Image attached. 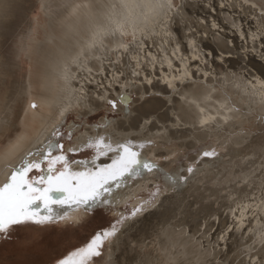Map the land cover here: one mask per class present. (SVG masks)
I'll return each mask as SVG.
<instances>
[{
	"label": "bare ground",
	"instance_id": "bare-ground-1",
	"mask_svg": "<svg viewBox=\"0 0 264 264\" xmlns=\"http://www.w3.org/2000/svg\"><path fill=\"white\" fill-rule=\"evenodd\" d=\"M29 1L30 0H0V102H4V100L7 99L6 108L3 115L0 117V186L6 181L12 169L20 166L22 160L29 152H36L45 143L54 127L59 124L62 118L65 119L71 111L85 115L101 107H105L107 99L124 94L130 97L136 86L133 87L129 81L136 79L146 80L147 77L150 76L149 79L152 80L150 85H152L153 81H155L153 78L154 74L159 75V77L166 80L167 83L165 86H160L155 81L154 88L160 90L162 93L169 94L170 91L167 90V86L172 84L171 77L177 76L179 72L182 74H191V67L194 65L199 67V71L202 70L205 72L209 69V63L214 66L213 68L217 69L216 65H218V62L215 58H221L225 64L232 60L225 58L222 55L223 53H235L240 47L251 49V51L249 50L244 54V56H247L245 66L253 67L254 71H248L247 75L242 73L240 77L237 76L238 78L234 79L233 82H229L228 79L226 80L224 77L223 82L225 85L222 88H220L221 86H217V89L215 88L216 84L209 82L211 78L208 82L207 80L204 82H198L196 80V83L195 81L187 82L188 84L186 87L179 93L183 98L180 102L171 98L167 99L169 103L168 110H172L171 112H167L168 117L170 114L171 120L177 123L188 124L189 128H182V130L176 131L175 134L169 131L166 133L164 131V125L158 126L152 121L147 124L148 120L146 123L144 118L146 120L148 115H140L139 118L135 119L133 115L129 113L128 115H124L123 120L114 121L112 126L106 130L95 126L84 129L83 133H80L75 138V143L71 147V149L77 150L82 148L90 136L94 139L99 136H104L106 141L110 138V142L113 146H115L118 141L132 140L134 143H140L149 139L153 140L155 143L159 142L163 144L171 142L174 144L172 138L175 137L177 132L182 131H184V133H178L176 139H179V144L184 147H192L200 141L207 140L209 136L215 137L216 140L218 139L227 149L229 159L226 162L235 168V171L231 173L229 179L234 183L232 185L229 184L232 188L228 193L236 194L237 200L230 205L231 210L226 213V215L220 214L215 216L218 217L217 223L211 221V219L204 220L202 223L204 225V230L197 240H194V236L200 232L199 226L201 223L198 224L197 228L195 219L185 217L186 219L179 220V217H184L182 215L185 212L183 209L179 208L180 206L177 207L178 215L174 217L170 212L164 216L165 210H160L162 207L166 208L167 203L173 202L171 196H174V203H180V199L185 196L183 192L191 193L206 189L210 191V194H216L218 197H226L224 199H228L229 196L227 197L219 194V190H221L222 186H215L217 184L219 186L221 182L226 181L225 177L227 175L225 176L220 172L216 174L214 172V174H212L211 171L213 163L215 161L220 162L221 156L214 159H201V161L199 160V166L202 170L199 175L197 173L192 176L191 182L178 184L175 189L169 188L170 191H167L163 196L157 198V203L155 207L153 206L154 210L151 209L152 211H150L149 209L146 213L137 215L134 220L126 222V227L124 229L125 234L120 236L119 241L115 243L112 251L108 255L110 257L106 264H115L114 251H116V246H121L123 241L125 242L128 239L127 235L133 225H136L137 222L142 223L147 217H152V215H154L152 213L159 215L164 213L163 216L168 218L160 224V232L157 238L149 241L137 239L134 241L136 244L128 242L132 243L129 248L133 249L135 252H138V250L136 251L137 248L140 250L144 247V250L142 249L140 255L137 256V264H207L209 262V264H224V261H226L225 258L228 256H226V254L233 250L232 245H241L242 241L245 240V237H247L249 233V228H256L258 223L264 224V217L252 219L250 213H246L245 215L248 219L243 221V227H241L239 211L233 212L237 204L249 202L245 201L244 198L246 195H251L250 192L253 187H249V190L247 185L243 187L235 185L238 179L242 180L245 179L247 175L250 176V171L246 173V171L238 169L240 163L237 162L238 160H234L235 157L233 158V152H231V150L235 148L234 144L243 143L246 139L244 146L250 149L256 147V150H259L261 147L259 146L260 143L257 141L259 137H254L253 134L249 133L248 136L245 134L233 136L235 133L228 130L235 127L238 128V130H240L239 133H241L243 124L247 122L248 118L252 119L251 112L260 110L261 112L263 111L264 114V102H262L260 95V83L264 82V55L261 53H264V48L260 49L257 44L263 43L264 45V15H262V12H264V0H247V2L250 3L248 5H245V0H216V7L213 6L210 0H179L180 5H177V7V0H171V4H169V0H127V2L132 5L131 8L121 7L122 0H38V2H41V8L45 11L44 22H36L33 28L26 27L27 29L25 31L27 33H25V35L22 33L24 37L19 35L17 41L20 43L18 49L19 55L17 58L21 62V58L24 56L27 64L25 74L22 77L19 73L12 72L15 66L20 67V65L19 62H17V58L12 61L13 51L11 50L10 43L11 38L17 33V30L22 27L21 23L29 16ZM201 2L202 4L205 2V5L208 6L201 7ZM221 3L223 4V8L217 7ZM113 4L117 5L115 9L111 8ZM253 4L256 5V7H252L251 5ZM137 5H139V7H137ZM200 8L203 9V12L205 9L207 12H211L210 10L213 11L215 9L217 11L216 14H207L212 18V20L209 21L211 22L210 24L207 21L208 27L204 26L205 24L201 25L203 23L202 19V23L199 21L200 24L198 25L199 28H201V31L198 30L200 31L199 35H196V33L182 35V38H184V47H181L177 44V34L174 32H177L175 26L176 22L180 23L181 21L192 19L190 16L195 14ZM241 9L242 11L249 9V11L251 10L253 13L252 17H250V22L255 24L253 28L244 26L239 22L240 16L237 17L233 15L235 12L240 14ZM246 10L243 12L245 13ZM223 14L226 15V18L231 19L232 23L237 26L235 27L237 30H235L234 33H238L235 39L240 37V39L238 38L241 40L240 44L235 40L236 43L229 47L228 42L233 39L228 40L229 34L227 35V32H218L219 25L216 22V18L221 16V19H224L225 17ZM201 16L200 14L199 18H202ZM247 18H244L245 21ZM196 20L197 19H195L194 23H198ZM26 22L27 20L25 23ZM100 27H106L109 32H115L114 35L106 36L104 40L105 47L96 50L95 55L100 56L101 60L91 59L88 61L87 67L83 65L77 67L76 64L72 63L73 56L88 43L93 33ZM211 27L215 29H209ZM121 33H124V35H121ZM203 33L206 34L205 37ZM39 34H41L40 38L38 37ZM231 34L232 33H230V35ZM253 34L255 35L254 39ZM173 36L176 40L173 39ZM153 37H156L160 41L156 39L155 42L157 41L158 44H155L154 49H147L144 44H147L146 41ZM129 38H133L134 42L132 43V47V44H129L131 51L127 55H123L124 58L121 55L122 50L118 49V45L120 43H125ZM169 39L172 40L170 41ZM173 40L175 43L170 44ZM167 41L168 44H170L168 45L169 47H166ZM140 44H143V50L140 49ZM258 48L260 49L258 56L260 58L262 57V62L257 61V58L255 59L254 56H252V52L257 53ZM206 51L209 53L206 54ZM137 52L139 53L140 66L146 67L144 68V73H141L142 70L140 71V68H136L137 61L132 59V56L136 55ZM146 52H150L152 55L156 56L157 59L154 63L151 61V56L145 54ZM173 53H175V55H173ZM112 54L115 56L113 57ZM249 54H251V57ZM209 55L212 56L211 59H209ZM244 56L241 58L237 56V60L240 59L245 61ZM165 57H167V59H165ZM196 57H198L197 60H195ZM114 58L119 62L115 60L116 63L114 61L113 63L105 62ZM123 58L126 60L124 64H127L128 71H125L124 77H120L117 73L118 68L123 67V62L125 61ZM168 60L172 61L171 69L168 67ZM202 60H205L206 63H203ZM233 60L236 61V59ZM96 62L98 66H95ZM157 64L160 65L156 66ZM227 64L229 65V63ZM110 67L112 68L110 69ZM176 67H178V69ZM87 68L92 69L91 74L87 71ZM76 69L79 71H76ZM155 69H158V72H156ZM122 70L124 71L123 68ZM134 71L141 73L142 75H140L142 77H135L133 75ZM192 74L194 75V73ZM202 76L204 75L201 74L200 77ZM114 77H119V80H115ZM110 82L112 83V88L107 91L104 87L99 86L100 83L108 85ZM148 84H139L136 87V91L142 95L143 92H145L144 89L146 86L148 87L147 89L150 88ZM21 98L22 100L19 103V107H14L13 101ZM155 99L165 103L162 97L152 98V100ZM33 102L37 105L35 109L30 107V104ZM132 105L128 104V109L130 108L129 106ZM148 106L152 108L153 104L150 103ZM117 109H119V111L123 110V106L118 104ZM130 109H132V107ZM229 109H239V111H229ZM207 117H214V119L202 126L201 120ZM225 117L234 119H229L230 121H226L225 123ZM156 120L163 123V120L158 115L156 116ZM223 121L225 124H222L219 131L218 129L216 132H214L215 130H211V132L207 130V128L212 129ZM179 126L180 125L176 124L174 127L178 128ZM75 129V127L70 128V130ZM186 131L189 132L187 133ZM17 141H19L18 144ZM13 145H15V147H13ZM151 149L152 147H147L141 150L142 154L144 156L149 155ZM238 149L239 148H236V151ZM156 151L157 153H161L159 149ZM112 155H114V153H109V156L101 157L98 162L96 159V164L110 163L111 160L109 157ZM38 157L39 156H36L35 159H38ZM29 158L31 159V157ZM194 158L196 159L197 157ZM191 159L193 158L191 157ZM160 165H164V167L169 169L173 166L167 162ZM75 167V169L78 168L79 171L85 170V164L83 163H78ZM87 167H93V165L88 164ZM180 170L181 167L171 169V171L177 173H180ZM182 174L187 175V172L185 171ZM249 178L251 179V176ZM150 179H152L151 176L146 180ZM251 180H249V182ZM143 181L144 180L131 182L135 184L134 187H132L130 183L128 186L121 189L120 191L126 193V195L111 205L123 203L128 199L135 198L136 192ZM254 181H256L254 182L256 191L252 192V194H254L255 203H259L261 199L259 188L264 179L260 176L258 181L257 179H254ZM212 188L218 193H214ZM232 201H234V199ZM255 203L253 206H255ZM202 209L203 207L199 208V210ZM86 214V211L80 208L70 212L69 217L81 218ZM210 216L211 215L208 217ZM142 217H145V219ZM169 217L173 218L169 219ZM187 218L189 220H187ZM189 222L190 224L188 225ZM246 222H249V224L245 225ZM215 223L216 233L210 231ZM230 227L231 232H228V230L224 232ZM238 228L239 230H237ZM238 231H240V235H237ZM205 234L207 236L204 240L203 237ZM221 237H223V239ZM254 239L255 236L249 233L248 241H251H249L248 247L255 248V252L250 256L260 255L257 259V261L259 260L258 264H264V246L259 243L253 244ZM121 240L122 243H120ZM230 240L233 241L230 243ZM245 242H247V240H245ZM211 254L212 259L207 260V257ZM245 256L236 264H250V261H253L251 259L246 261ZM217 257L220 259V262H214Z\"/></svg>",
	"mask_w": 264,
	"mask_h": 264
},
{
	"label": "rangeland",
	"instance_id": "rangeland-1",
	"mask_svg": "<svg viewBox=\"0 0 264 264\" xmlns=\"http://www.w3.org/2000/svg\"><path fill=\"white\" fill-rule=\"evenodd\" d=\"M210 2L213 3L214 7H216V5H215L216 0H210ZM203 4L201 2V7L202 6H208V5H205L206 4L205 2H203ZM248 4H250V3L245 2V5H248ZM177 5L178 6L180 5L179 0L176 1V7H177ZM28 6H29L28 10L30 13H29L28 18L26 19L27 22L25 23L26 20L23 21L21 23L22 27H20L17 30V33L11 38L10 47H11V50L13 51V54H12L13 60L11 59L12 61L16 60V58L19 55L18 49L20 47V45H19L20 43L17 42L19 35L24 37L23 35H25V33H27L25 31L27 28H31V27L33 28L36 25V22L43 23L45 20V13H44L45 11L41 8V2H38V0H30ZM217 7L223 8V4L221 3ZM199 10L196 11L195 14L190 16L193 20L189 19L186 21H181L180 23L176 22L175 26L177 28V32L176 31H174V32L177 34V44L180 45L181 47H184V40H183L184 38H182V35H185V34L188 35L189 33L190 34L196 33V35H199L201 28H199L198 24H200L201 19L203 22V23L201 22L202 23L201 25L205 24L204 26L208 27L207 21L209 22L210 20H212V18H210L208 16L209 13L216 14V11H217L215 9L213 11L210 10L211 12H209V11L207 12V10L205 9L203 12L202 8H200ZM245 10H243V11H245ZM240 11L243 12L242 9ZM241 12H240V14L237 12H235V13L232 12V13L234 16H237V17L240 16L241 17V18L239 17V19H240L239 22H241L244 26H246V27L250 26L251 28H253L255 24L250 22L251 21L250 17H252V15H253L251 10L250 11H249V9L246 10V12H248L250 15L246 12L245 13L244 12L241 13ZM199 13L202 15L201 16L202 18H199V16H200ZM223 16L225 17L224 19H221V16L218 18L213 17V18H216V22L219 25L218 32L219 31H221L222 33L227 32V35L229 34L228 40L233 39L232 41L228 42L229 47H231L234 43H236L235 40H237V42H239V44H240L241 43L240 42L241 40H239L240 37H238L239 39L238 38L235 39L236 35L238 34L237 32L234 33V31L237 30V28H235L237 26H235L234 23H232L231 19L226 18L225 14H223ZM247 16L249 19L247 18ZM194 18L197 19L196 21H198V23L197 22L194 23V21H195ZM198 18H199V20H198ZM244 18H247L246 21ZM243 19H244V21H243ZM210 23L211 22H209V24ZM223 26H224V29H223ZM229 28H230L231 32H230ZM209 29H215V28L211 27ZM198 30H200V31H198ZM222 30H224L225 32ZM229 32L232 34L230 35ZM22 33H23V35H22ZM175 33H174V35H175ZM203 36L205 37L206 34L203 33ZM38 37L40 38L41 34H39ZM225 37H227V36H225ZM153 38H155V39H153ZM153 38L150 39L151 41L150 40L146 41L147 44H144V46H146L147 49L148 48L154 49V46L157 43V41L155 42V40L157 38L156 37H153ZM241 38H243V37H241ZM173 39L176 40L175 37ZM157 40L160 41L159 39H157ZM174 40H173V42L169 41L170 44L175 43ZM15 42H17V43H15ZM133 42H134L133 38H129L126 40L125 43H127L129 45V44H132ZM150 42H152V43H150ZM148 43H150V44H148ZM14 44H15V46H14ZM170 44H168V41H167L166 47H169L168 45H170ZM257 44L259 45L260 49L264 48L263 43H257ZM132 46H133V44L131 45V47ZM259 48L257 49V53L252 52L253 53L252 56H254L255 59L257 58L256 59L257 61L262 60L261 59L262 57L260 58L258 56L259 50H260ZM249 50L251 51V49H249V48L247 49L246 47L245 48L240 47L237 51H235V53H231V52H228L225 54L223 53L222 55L227 59H232L231 60L232 62L231 61L227 62V63H229V65H228L227 63L225 64L221 58H215V60H217V62H218L217 63L218 65H216L217 69L213 68L214 66H212L211 63H209V69H207L205 72H203L202 70L199 71V69H198L199 67L195 66V65L191 67V71H192V73H194V75L192 73L191 74L190 73L189 74H182L181 72H179L177 76L171 77L172 78V84H171V86L170 85L167 86V90L170 91L169 94L162 93L160 90H157L154 88L155 81L160 86H165L167 84L166 80L161 79L159 77V75H157V74H154V76H153L155 81H153L152 85H150L152 83V80L149 79L150 76L147 77L148 80L147 79L146 80L136 79L133 81H129L132 85L135 84L136 87L141 83H143V84L145 83L147 85L149 83L148 81L149 80L151 81V83L148 84L150 86V88H149L150 91H149V89H147L148 87L146 86L144 89L145 92H143L142 95H140V93H138L136 91L137 89L135 87L134 91L130 95V103L129 104L130 105L133 104L132 106H129L130 108L132 107V109L129 108L130 110L128 109V105L125 108V106L121 104L123 106V110L119 111V109H116L115 113H113V110L111 109V107L108 105V103H106L105 107H101V108L97 109L96 111L89 113V114L84 115V114H80V113L75 112V111H71L70 113H68L67 117L65 118L66 124L64 125L63 132L66 134L69 131H72V132L74 131V133H76V135L72 136L71 141H69L67 135H63L61 138L58 139V142L63 144V146H64L63 152L65 153V155L67 156V158L71 162V164H70L71 169L73 171H79L78 168L75 169L76 168L75 165H77L79 162H82V161L87 162V165L92 164L91 162L95 158L94 150L87 149L84 146L78 150L74 149V151H70L72 145L75 143V138L80 133H83L84 129L90 128L93 126L98 127V125L104 124L108 120H112V121L123 120L124 115H128L130 113L133 115V117L135 119L139 118L140 115L141 116L148 115V118H146V120L144 118V121L147 123V120H148L147 124H149L152 121V122L156 123L158 126L164 125V127H165L164 131L166 133H168V131H169L172 134H175L176 131L182 130V128H189L188 124L177 123L176 121L171 120L170 114L168 117L167 112H171L172 110H168L169 109L168 108L169 103L167 102V99L171 98V99H174V100L180 102V100L183 98L181 97V95L179 93L181 92V90L183 91V89L186 87V85L188 84L187 82H191V81L194 82L195 81V83H196V80L198 82H202V81L204 82L207 80V82H208V80L211 78L210 80H212V81L209 80V82L210 83L213 82L212 84H216L215 88L217 89V86H219V87L221 86L220 88H222L225 85V83L223 82L224 77L226 80L228 79L229 82H233L234 79L240 77V75L242 73L244 75H247L248 71H254L253 67H250V66L246 67L245 66L247 56H244V54H245V52H248ZM205 53L208 54L209 52L206 51ZM261 53L264 55L263 52H261ZM112 55H113V57L115 56L114 54H112ZM237 56H239L240 58L242 56H244L245 61L244 60L242 61L240 59L237 60ZM249 56L251 57V54H249ZM209 57H210L209 59L212 58V56H210V55H209ZM197 59H198V57H196L195 60H197ZM233 59H236L237 62ZM114 60L117 61L116 58H114L112 60L105 61V62L109 63L110 61L113 62ZM17 62H19L20 67L15 66V68L12 72H16L17 74L19 73V75L23 77L25 74V71H26V66H27L25 57L22 56L21 62L17 58ZM125 62H126V60L123 62V67H122L124 69V71L122 70V68H118L117 75H119L120 77L121 76L124 77L125 71L126 70L128 71L127 64H124ZM202 62L206 63L205 60H202ZM158 65H160V64H157L156 66H158ZM95 66H98L97 62H96ZM161 67H162V65H161ZM111 68L112 67H110V69ZM144 68H146V67L140 66V71L142 70L141 73L142 72L144 73ZM176 68L178 69V67H176ZM76 71H79V70L76 69ZM155 71L158 72V69H155ZM121 73H122V75H120ZM141 73H139V75H137L135 77L141 76L142 75ZM201 74H203L204 76L200 77ZM197 78L200 80H198ZM123 81H124V78H123ZM216 81H217V83H216ZM116 85H118V84H116ZM115 97H117V96H115ZM158 97H162L163 98L162 100L165 103H163L162 101H160L158 99L152 100V98H158ZM21 100H22V98L13 101V106L19 107V103L21 102ZM23 102H24V100H23ZM6 103H7V99H5L4 102H2V101L0 102V117L3 115V112L6 108ZM150 103L153 104L152 108H149V106H148V104H150ZM251 113H252L251 114L252 119L248 118V120L246 122L247 124L246 123L243 124V126H242L243 130L241 131V133H239L240 130H238V128H235V127L233 129H228V130L235 133L233 136L241 135V134H245L248 136V133H249V134H253L254 137H257V136L259 137V138H257V141L260 143L259 146H261L260 147L261 149L259 148V150H256V147L254 149H250L247 146H244L247 139L244 140L243 143L234 144L235 148H233L231 150V152H233V154H232L233 158L235 157L234 160H238L237 162L240 163L238 165V169L244 170V171H246V173L250 171L249 175L251 176L252 180L249 178L250 176H248V175L246 176V178L248 179V183H249L247 186H248V188L253 187L252 191L250 192L251 193L250 196L254 197V194H252V192L256 191V185L254 183L256 181H254V179H257V181H258L260 179V176L264 179V114H263V111L261 112L260 110H254ZM157 115L160 116V118L163 120V123H160L159 121L156 120ZM172 118H173V116H172ZM229 119L231 120L234 118H229ZM229 119H227V122L230 121ZM224 121L226 123V120H224ZM224 121L220 124H217L212 129H209L207 127L206 128L209 132H211V130L212 131L215 130L214 132H216L217 129L219 131V129L222 126V124L224 123ZM176 124H178L180 126L178 128H175L174 126H176ZM70 126L75 127L76 129L70 130V128H71ZM175 129H177V130H175ZM186 132L188 133L189 131H186ZM178 133H184V131L177 132L175 137L172 138V141L174 142V144H172L171 142L170 143H163V144L156 142L155 145L152 146V149L150 150L151 153L149 155H145V157H147L149 160L157 163L160 166V168H162L164 170V172L170 173V172H172L171 169H177L180 167H181V169H186L187 166H189L193 162H196V161L200 162L201 158L199 156H197V153L199 151L203 150V148L209 147V146L212 148H215V150L219 154L218 156H221V159H220V162L215 161L213 163V165L211 167L212 174H214V172H215V174L217 172H220L221 174H223L225 176L227 175L225 177L226 181L221 182L219 184V186H218V184L215 186H217V187L222 186L221 190H219V194L225 195L227 197L229 196V197H228V199H224L226 197H224V198L218 197L216 194H210L209 190L203 189V190H200L198 192H191V193L183 192V195H185V196L180 199L181 200L180 203L177 202V204H176V203H174V201H175L174 196H171V199L173 200V202L167 203L166 208L162 207L160 209V210H165L164 211L165 215H164V213H162V215L152 213V214H154V215H152V217H147L146 219H145V217H142L145 219L142 223L137 222L136 225H133V226L131 225L132 228H130L129 233L127 235V237H128V239L126 240L127 243H126V241L125 242L123 241V243H122V240H121L120 241V243H122L121 246L118 245L115 248L116 249V251H114L115 252V255H114L115 264H137V256L140 255V251L142 252V249L144 250V247H142V249H140V250L137 248L136 251L138 250V252H135L133 249L129 248L130 244L135 243L134 241H136L137 239H141V240L144 239L145 241L146 240L149 241V240H152L154 238H157V235L160 232V230H159L160 224L163 221L167 220L166 218H168V217H164V216H166V214H168V212H170L171 215H173V217L178 215L177 214V211H178L177 207L180 206L179 208L183 209L186 212V214L184 212V214L182 215L184 217H182V218L179 217V220L186 219L185 217H188L189 219L190 218L195 219L197 228H198V224L201 223V225L199 226L200 232L194 236V240L195 239L197 240L199 235L202 234L201 232L204 230V225L202 224L204 222V220H206V219L210 220L211 219V221H215L217 223L218 217H215V216H218L220 214L226 215V213H228L231 210L230 205L232 204V202L234 203L235 200H237L236 194H234V193L229 194L228 193L229 190L232 188V187H230V185H232L234 183V182L232 183V181H230L229 179H230L231 173L233 171H235V168L226 162L229 159V156L227 154L228 152H227V149L225 148V145L223 143L219 142L218 139L216 140L215 137L209 136L207 140L200 141L192 147H184V146L179 144V141H178L179 139H176V136L178 135ZM236 148H239V149L236 151ZM158 149H159V151L161 150V153L160 152L157 153L156 150H158ZM162 150H164L165 152ZM191 157L194 160L191 159ZM194 157H197V158L195 159ZM182 158H184V159L181 162ZM38 159H40V157H38ZM99 159H97V162ZM166 162L172 164L173 166L169 169V168L164 167V165H162L163 167L160 165V164L166 163ZM185 165H187V166H185ZM80 171H83V170H80ZM180 172H181V170H180ZM199 174H200V172L198 173V175ZM29 175L30 176H38V175H40V173L37 170H33V172L30 173ZM151 178L152 179L146 180V181L144 180L145 182L143 181L141 183V185H140L141 188L139 187V189L137 190V192H136L137 194L135 195V198L128 199L127 201H125L123 203L121 202V203H118L115 205L100 204V205L96 206L92 211H86L87 214L82 216L81 218L69 217L66 220H63V221H60V222L54 223V224H49L46 226L28 225V226H16V227H14L12 229L11 233L7 237L0 236V264H55V262L58 259L63 258L69 252L75 250V248L84 246L96 232H99V231H102V230L108 228L112 222H114L117 218H119L121 216L122 213L126 216L129 215L131 213L132 209L136 205L141 203L142 200H145L148 198L149 192L153 191L155 186L159 185L161 188V193L159 195L160 197L163 196V194H165L167 191H170L168 187H165L167 181L163 176H156V177L151 176ZM239 180L240 179H238V181H236L237 183L238 182L239 183L237 184L235 182V185H237V186L240 185L244 179H242L240 181ZM249 180H251V181L249 182ZM191 181H192V177H190L187 180V182H191ZM249 190H250V188H249ZM212 191H214V188H212ZM214 193H218V192L214 191ZM231 198H233L234 201H232L233 199H231ZM156 203H157V199L154 202V205H153L154 207H155ZM181 205H182V207H181ZM153 206L148 207L141 214L146 213L147 211H149V209H150V211L154 210ZM200 207H203V209L199 210ZM113 209H115V210H113ZM125 209H127L126 212L124 211ZM209 215H211V216L208 217ZM135 217L129 218L128 220H126V222L129 220H131V221L134 220ZM173 217H171V218H173ZM171 218L169 217V219H171ZM177 218H178V216H177ZM188 218H187V220H189ZM216 223L211 228V230H210L211 232L216 233V231H217L216 230ZM189 224H190V222L188 223V225ZM248 224H249V222L248 223L246 222L245 225H248ZM227 230H228V232H231V227L227 228L224 232H226ZM124 232H125V230H123V234H125ZM215 233H214V235H215ZM214 235H213V237H214ZM237 235H240V231L237 232ZM206 236L207 235L205 234L203 237L204 240L206 239ZM248 238H249V233L247 234V237H245V240H247V242H245V240H243L241 245H234L235 247L232 245L233 250L230 253L226 254V256L227 255L228 256H227V258H225L226 261H224V264L225 263L226 264H233V263L236 264L245 255H246L245 256L246 261L251 259V260L255 261V264L259 263V260L257 261V259H258V256H260V255L250 256L252 253L255 252V248H249L248 247V243H249V241H251V240L248 241ZM233 240H230V243ZM128 242H132V243H128ZM127 244H128V246H127ZM112 249L110 251H106V253L103 257L97 258V264H106L109 260V257H110L108 255L110 254ZM245 253H247L248 255ZM231 255H232V258H231ZM236 255H238V256H236ZM241 255H242V257H241ZM208 259H210V260L212 259V254L207 257V260ZM235 260H237V261H235ZM227 261H228V263H227ZM256 261H257V263H256ZM214 262H220V259L217 257V259L214 260ZM209 263H207V264H209Z\"/></svg>",
	"mask_w": 264,
	"mask_h": 264
},
{
	"label": "snow or ice",
	"instance_id": "snow-or-ice-1",
	"mask_svg": "<svg viewBox=\"0 0 264 264\" xmlns=\"http://www.w3.org/2000/svg\"><path fill=\"white\" fill-rule=\"evenodd\" d=\"M169 4H171V0H169ZM120 6L123 8L132 7L127 0H122ZM251 6L256 7L254 4ZM116 7L115 4L111 5L112 9ZM114 34L115 32H109L106 27H100L93 33L88 43L73 56L72 63L77 67H81V65L87 67L89 60H101L100 56L95 55L96 50L105 47L106 36ZM139 47L143 50V44H140ZM118 49L122 50L121 55H127L131 51L127 43H120ZM145 54L151 56L153 63L156 61V56L150 52ZM132 59L137 61L136 68H140L138 52L132 56ZM167 62L171 69L172 61L168 60ZM110 63L113 62L110 61ZM87 71L91 74L92 69L87 68ZM133 75L136 76L139 73L134 71ZM114 79L118 81L119 77H114ZM148 82L151 83L150 80ZM99 86L104 87L107 91L112 88V83L110 82L108 85L100 83ZM134 86L135 84H133ZM260 95L264 102V82L260 83ZM107 103L115 113L118 104L127 107L130 97L126 94L120 95L107 99ZM30 107L35 109L37 105L33 102ZM229 111H239V109H229ZM212 119L214 117L202 119L201 125L209 123ZM227 119L229 117H225L226 121ZM113 123L114 121L108 120L98 127L106 130ZM65 124L66 120L62 118L45 143L36 152H29L20 166L13 168L6 181L0 186V236L7 237L16 226H46L58 223L68 219L70 212L80 208H83L84 211H92L100 204L111 205L126 195L120 191L121 189L131 182L146 180L149 176H163L167 181L165 187L175 189L178 184L187 182L190 177L202 170L199 162L196 161L190 164L187 169H181L180 173L164 172L157 163L142 154L141 150L154 146L155 142L150 139L140 143H134L132 140L118 141L113 146L110 138L106 141L104 136L95 139L90 136L84 147L94 150L95 158L91 162L93 167H87V162L82 161L79 163L85 164V170L73 171L70 167L71 162L63 152V144L58 142V139L63 135H67L69 141L73 135H76L71 131L65 134L63 132ZM18 143L19 141H17ZM70 151H74V149H70ZM109 153H114L109 157L110 163L96 164V159L109 156ZM218 155L215 148L210 146L197 153L201 159H214ZM36 156H39L40 159H35ZM33 170H37L40 175L30 176L29 174ZM185 171L187 175L182 174ZM244 185H248V179H244L238 187ZM131 186L134 187L135 184L131 183ZM259 190L261 193L259 203H255L253 196L246 195L244 200L249 202H241L237 204L236 209H233V212L239 211L241 227H243V221L248 219L246 213H250L252 219L264 217V181L261 182ZM160 193V186H155L154 190L149 192L148 198L136 205L129 215L126 216L122 213L108 228L96 232L84 246L75 248L63 258L58 259L55 264H97V258L103 257L106 251H110L123 235L126 220L153 206ZM254 203L255 206H253ZM124 211L126 212L127 209ZM248 232L255 236L253 244L259 243L264 246V224L258 223L256 228H249ZM221 238L223 239V237ZM250 264H255V261H250Z\"/></svg>",
	"mask_w": 264,
	"mask_h": 264
}]
</instances>
